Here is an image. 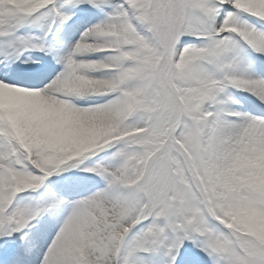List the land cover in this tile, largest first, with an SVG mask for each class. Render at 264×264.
<instances>
[{
  "label": "snow or ice",
  "instance_id": "6c2138e0",
  "mask_svg": "<svg viewBox=\"0 0 264 264\" xmlns=\"http://www.w3.org/2000/svg\"><path fill=\"white\" fill-rule=\"evenodd\" d=\"M0 264H264V0H0Z\"/></svg>",
  "mask_w": 264,
  "mask_h": 264
}]
</instances>
